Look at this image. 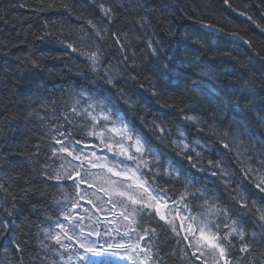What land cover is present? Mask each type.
<instances>
[{"label":"trees","instance_id":"trees-1","mask_svg":"<svg viewBox=\"0 0 264 264\" xmlns=\"http://www.w3.org/2000/svg\"><path fill=\"white\" fill-rule=\"evenodd\" d=\"M101 5L114 10L112 22ZM89 20L107 30L104 41L94 37ZM262 29L264 0H229V5L224 0H0V264H66L68 253L80 248L82 236L72 229L69 235L73 239L65 250L47 239L46 231L59 232L57 221L62 223L63 213L74 204L89 199L102 207L97 193L108 196L113 192L86 169L80 170L86 182L78 187L72 179H54L65 169L77 182L80 179L71 170L75 164L68 163L66 153L59 154L63 158L53 157L52 149L60 146L51 137L60 125L65 131L88 123L71 111L82 90L113 95L135 134L161 153L163 161L187 173L192 190L204 191L210 203L214 200L229 210L231 219L246 232L245 241L233 238L234 264H240L241 256H246L244 264H264V244L259 243L264 239V227L256 211V207L264 209V193L242 171L249 166L256 169L264 160ZM112 33L120 37L123 53ZM65 39L88 51L93 50L94 46L89 47L92 39L99 43L105 53L99 74L60 43ZM125 55L129 59L122 62ZM109 68L118 73L115 87L104 77ZM153 91L158 94L154 96ZM121 93L131 106L120 98ZM83 105L81 102L78 110ZM188 116L196 117L199 126L187 120ZM153 121L162 123L170 134L163 141L152 130ZM212 128L221 135L227 133L223 142L229 149L223 148L220 135L213 134ZM178 131L185 132L187 142L201 153L199 157L195 152L190 155L204 172L191 168L187 156L179 155L171 143ZM73 139L85 143L91 136L85 129L77 131ZM209 160L219 162L230 176L209 168ZM212 171L218 174L212 176ZM150 175L145 178L153 189L164 187L171 201L179 202L183 182L165 184L164 178L155 184ZM225 179H230L227 186ZM238 192L246 198L247 208H241L235 199ZM171 201L169 208L175 213ZM202 202L203 198L189 201L191 212L181 209L183 216L206 212L200 207ZM137 219L140 235L145 228L156 230L143 240L152 250L150 264H203L192 256L199 253L194 245L188 247L191 240L183 239L175 219L179 236L159 221L154 209L144 210ZM208 219L223 218L209 215ZM87 224L93 225L89 220ZM220 227L221 234L228 231L223 223ZM13 240L20 244V251ZM254 240L249 254L240 253L242 243ZM114 264L120 260L115 258Z\"/></svg>","mask_w":264,"mask_h":264},{"label":"snow or ice","instance_id":"snow-or-ice-1","mask_svg":"<svg viewBox=\"0 0 264 264\" xmlns=\"http://www.w3.org/2000/svg\"><path fill=\"white\" fill-rule=\"evenodd\" d=\"M225 5H229V0H224ZM101 8L107 17L109 22L113 21L112 8H105L101 5ZM240 15H244L243 12ZM88 25L94 30V37L98 38L99 41H104L107 38V30L103 28H97L91 20L88 21ZM259 27V25H258ZM264 31V29H262ZM115 38L114 43L119 45V50L123 53L125 51L124 45L121 43L120 37L116 33H112ZM61 44L65 46L66 49H70L73 53H78L81 57L88 61L87 67H89L93 72L99 74V71L103 65L104 60V50L100 47L99 43L95 39H92V44L89 47H93V50H81L76 46V41H69L67 39L61 40ZM249 43V41H245ZM151 47V44L149 45ZM128 56L125 55L122 62L128 60ZM35 66V62H34ZM126 68L128 67L125 64ZM133 67H136L133 61ZM116 75L118 73H113L109 68L105 70L104 77L106 78V83L115 87ZM156 91H153V95H157ZM78 100H76L75 105L71 108V111L77 116H82L86 120H90L91 124H78L74 127L61 131L63 125L56 128L55 135H52L51 139L59 148L52 149L53 157H59L60 153H66L67 156L72 157L73 160H79L81 157L77 155V150L72 147L73 143L79 145L81 141L79 139H73L77 134V131L83 133L87 129L88 136H94L98 138L108 152L112 153L117 159L115 161L109 162L107 157H104V163H99L101 158H96V161H88L93 168H106L107 172L112 177H117V180L110 181L113 192L112 195L117 197H122L124 200L110 201L113 202V206L120 204L122 211L120 215L125 221H128L126 226L127 230L123 233L121 240L114 243H106L105 245H97L95 241H89L87 237H84L79 247L83 249V252H76L75 259L77 264H114L115 258L127 259L131 261V264H145V261H150L152 259L151 247L141 245L140 241L145 239V235L151 231L155 234V228H145L144 235L139 234L138 225L140 221L137 219L140 213L144 210H155V214L159 221H163L167 224L173 234L176 236L180 235L177 230V226L174 220L168 217L172 215V209L169 208V202L171 198L167 196L168 189L164 187H158L153 189L151 183L159 184L160 179H164L165 184L175 181L176 183L183 182L184 192L179 198V202L171 201L175 208V219L181 220V230L186 232L183 237L184 240H188L189 236H192L195 240L196 252L192 253V256L196 260H202L203 264H208L209 258H211L212 264H234L232 259V254L235 249V243L233 238H237L239 241H245L246 232L240 223L236 220H232L229 210L220 207L214 200L210 203L209 198L206 196L204 191L192 190V179L185 173L182 169L175 167L169 162H165L161 159L162 154L156 151L146 140H144L140 135L135 134L134 129H132L128 123L125 122L122 114L117 107V100L111 94H105L103 91L97 92L95 95L90 94L87 91H81ZM99 97V98H97ZM121 99H125L123 94H120ZM83 102L86 107L82 111L78 110V106ZM125 103L131 106V101L125 99ZM187 120L196 123L199 126V121L196 117L188 116L185 117ZM65 120L69 124L72 121L65 117ZM99 129V131H97ZM152 130L154 133H159V138L163 141L168 135H170L162 123L152 122ZM202 130V129H201ZM213 134L220 135L221 142L224 149H229L230 145L224 143V139L227 133L221 135L217 132L215 128L210 129ZM180 139L172 140L171 143L179 149L178 154L181 156H187L191 168L196 169L199 172H204L205 169L199 166V161L193 160L190 152H195L196 156L199 157L201 153L197 151L196 147H190L189 143L186 142L185 133L183 131L179 132ZM198 144V142H196ZM51 146V145H50ZM39 150V146H37ZM95 155V154H93ZM121 157L123 159H121ZM71 165V161H68ZM84 161H81V165H72V171L76 173L79 177V182L69 173L68 169L61 173H57L54 177L55 180L60 181L63 179H72L76 183L77 187L79 183L84 181L83 176L80 175L78 168L83 166ZM209 168L219 169L220 174L223 177H229L230 174L221 168L219 162L213 163V161H208ZM244 171L245 179L254 183L256 189L260 193H264V160H261L258 168L254 169L252 167H247L242 169ZM218 173L212 171L211 175L216 176ZM53 179V177H48ZM226 186L230 184V179H225ZM203 198V202L200 205L201 208L207 209L206 212H201L198 215H188L183 216L181 209L191 212V205L189 201L198 200ZM235 199L240 203L241 208H247L246 198L243 193L238 192ZM125 200L130 203L133 207L129 209L125 205ZM59 203V202H57ZM76 205L74 204L73 207ZM138 206V207H137ZM253 207H256L253 204ZM164 211H161V210ZM256 211L260 214L259 220L262 222V227H264V209L256 207ZM215 216L217 218L222 217V220H210L208 216ZM64 219L68 220L70 224L75 228L77 225L73 223V217L70 212L64 214ZM224 221H230L226 223ZM184 223H187V228H184ZM221 223L223 227L228 229L227 232L221 234ZM56 227L60 229V232L53 234L51 231H46L45 235L47 239L53 240L57 245L67 250V245L63 244V239L67 238L69 240L73 239L69 232L72 229H67V226L61 224L59 220L56 223ZM67 229V230H66ZM111 232V229L108 230ZM118 231V230H117ZM198 234V239L196 236ZM91 235V233L89 234ZM98 235V234H97ZM252 236L255 238L256 233L253 232ZM181 241L177 240L179 244ZM254 241L245 242L240 245L239 251L243 254H249L252 249V243ZM12 243L15 245L16 250L20 251V244L16 240ZM259 243L264 244V239H261ZM47 247V245H44ZM188 247H193V242L189 241ZM7 251V250H6ZM143 253V256H141ZM187 255V253H185ZM71 260L72 257L70 256ZM246 256L239 257L240 264H244Z\"/></svg>","mask_w":264,"mask_h":264},{"label":"rangeland","instance_id":"rangeland-1","mask_svg":"<svg viewBox=\"0 0 264 264\" xmlns=\"http://www.w3.org/2000/svg\"><path fill=\"white\" fill-rule=\"evenodd\" d=\"M210 89V88H209ZM84 107H86V104L85 105H83L82 107H81V110L80 111H82L83 110V108ZM83 120L84 121H88V120H86L84 117H83ZM84 124H86V122H83ZM263 137H264V130H263ZM178 139H180V137H179V132H178V136H177V138L175 139V140H178ZM187 142V141H186ZM190 147H191V145H190ZM80 149V148H79ZM77 150V149H76ZM81 151H80V153L82 154L83 153V151H86V152H88V151H90V149L89 148H82V149H80ZM102 151V150H101ZM92 152H90V154H91ZM81 157V156H80ZM102 182H104V181H102Z\"/></svg>","mask_w":264,"mask_h":264},{"label":"water","instance_id":"water-1","mask_svg":"<svg viewBox=\"0 0 264 264\" xmlns=\"http://www.w3.org/2000/svg\"><path fill=\"white\" fill-rule=\"evenodd\" d=\"M204 28L209 30V31H212L214 33H218V31L216 29H214L213 27L209 26V25H204Z\"/></svg>","mask_w":264,"mask_h":264},{"label":"bare ground","instance_id":"bare-ground-1","mask_svg":"<svg viewBox=\"0 0 264 264\" xmlns=\"http://www.w3.org/2000/svg\"><path fill=\"white\" fill-rule=\"evenodd\" d=\"M187 141L189 142L188 138H187ZM196 142H198V144H199V141L196 140L195 143H196Z\"/></svg>","mask_w":264,"mask_h":264}]
</instances>
